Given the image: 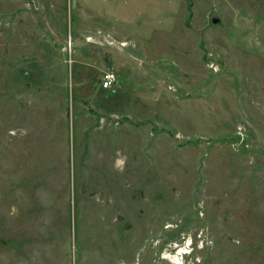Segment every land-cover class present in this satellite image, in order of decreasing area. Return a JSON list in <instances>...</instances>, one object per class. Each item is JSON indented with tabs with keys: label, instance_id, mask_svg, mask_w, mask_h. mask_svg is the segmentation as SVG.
Here are the masks:
<instances>
[{
	"label": "rangeland",
	"instance_id": "374dc122",
	"mask_svg": "<svg viewBox=\"0 0 264 264\" xmlns=\"http://www.w3.org/2000/svg\"><path fill=\"white\" fill-rule=\"evenodd\" d=\"M0 264H264V0H0Z\"/></svg>",
	"mask_w": 264,
	"mask_h": 264
},
{
	"label": "crops",
	"instance_id": "0c3cea01",
	"mask_svg": "<svg viewBox=\"0 0 264 264\" xmlns=\"http://www.w3.org/2000/svg\"><path fill=\"white\" fill-rule=\"evenodd\" d=\"M83 29H84V33H83V36L85 37H83V40H81L82 41V45H79L80 47H82V48H71L72 49V51L74 50L75 52V55H73V57H71L70 59L71 60H73L72 61V63H74V62H78V60H79V58H78V56L80 57V55H83L84 56V58H85V55H87L86 53H87V51H86V49H91V53H93L94 54V52L95 51H92V48H91V43H92V41H93V43H96V45H97V43H101L102 44V42H100V41H97L95 38L93 39V40H88V39H86V37L87 36H92V35H89L90 33L89 32H92L91 34H93L95 37L96 36H98V35H100V36H103V35H106V33L109 35V34H111V33H113V32H109L108 30H102V29H100V28H98V27H95V28H93V27H91V25H83ZM77 31V30H76ZM75 33H77V32H75ZM114 34V33H113ZM86 35V36H85ZM75 38V37H74ZM93 38V37H92ZM115 39L116 40H118L119 42L120 41H131V39H129V38H127V37H125V36H121L120 38H117V37H115ZM74 40H76V42H77V39H74ZM73 42V41H72ZM78 44V43H77ZM78 46V47H79ZM98 46H100L99 44H98ZM96 46H95V49H93V50H96ZM118 48V47H117ZM72 51L70 50V52H71V55H72ZM123 50L121 49L120 50V48H118V52L117 53H115L114 54V56L116 57V58H118V54H121V52H122ZM117 54V55H116ZM75 56V57H74ZM89 57V56H88ZM74 58H76L77 59V61L76 60H74ZM86 59V58H85ZM112 61L113 60H109L108 62L109 63H112ZM101 88V87H100ZM102 89V88H101ZM104 90V89H103Z\"/></svg>",
	"mask_w": 264,
	"mask_h": 264
},
{
	"label": "built area",
	"instance_id": "2783aa9c",
	"mask_svg": "<svg viewBox=\"0 0 264 264\" xmlns=\"http://www.w3.org/2000/svg\"><path fill=\"white\" fill-rule=\"evenodd\" d=\"M86 39L93 40L92 36H87ZM116 74L113 70H106L101 74L100 77V87L105 90H114L116 85Z\"/></svg>",
	"mask_w": 264,
	"mask_h": 264
}]
</instances>
